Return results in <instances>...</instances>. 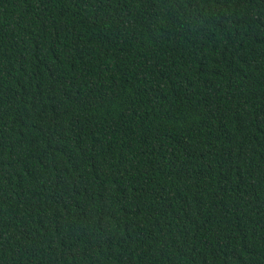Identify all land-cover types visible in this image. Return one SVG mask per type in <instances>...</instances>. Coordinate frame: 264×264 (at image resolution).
<instances>
[{"label":"trees","instance_id":"16d2710c","mask_svg":"<svg viewBox=\"0 0 264 264\" xmlns=\"http://www.w3.org/2000/svg\"><path fill=\"white\" fill-rule=\"evenodd\" d=\"M0 264H264V0H0Z\"/></svg>","mask_w":264,"mask_h":264}]
</instances>
